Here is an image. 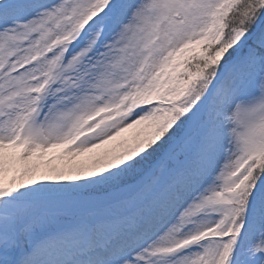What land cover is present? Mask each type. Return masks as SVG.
<instances>
[{
	"label": "snow or ice",
	"instance_id": "obj_1",
	"mask_svg": "<svg viewBox=\"0 0 264 264\" xmlns=\"http://www.w3.org/2000/svg\"><path fill=\"white\" fill-rule=\"evenodd\" d=\"M0 264H264V0H0Z\"/></svg>",
	"mask_w": 264,
	"mask_h": 264
},
{
	"label": "bare ground",
	"instance_id": "obj_2",
	"mask_svg": "<svg viewBox=\"0 0 264 264\" xmlns=\"http://www.w3.org/2000/svg\"><path fill=\"white\" fill-rule=\"evenodd\" d=\"M125 135H127V136H131V135H132V133H131V132H129V133H126Z\"/></svg>",
	"mask_w": 264,
	"mask_h": 264
}]
</instances>
